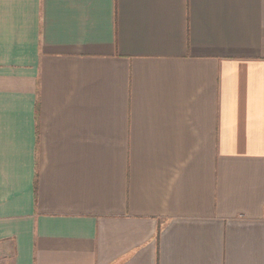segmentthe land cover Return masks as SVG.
<instances>
[{
	"label": "crops",
	"instance_id": "0c3cea01",
	"mask_svg": "<svg viewBox=\"0 0 264 264\" xmlns=\"http://www.w3.org/2000/svg\"><path fill=\"white\" fill-rule=\"evenodd\" d=\"M0 264H264V0H0Z\"/></svg>",
	"mask_w": 264,
	"mask_h": 264
},
{
	"label": "trees",
	"instance_id": "16d2710c",
	"mask_svg": "<svg viewBox=\"0 0 264 264\" xmlns=\"http://www.w3.org/2000/svg\"><path fill=\"white\" fill-rule=\"evenodd\" d=\"M36 185V184H35Z\"/></svg>",
	"mask_w": 264,
	"mask_h": 264
}]
</instances>
